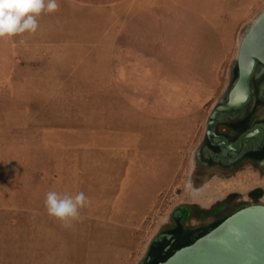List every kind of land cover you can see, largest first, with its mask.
<instances>
[{"label": "rangeland", "instance_id": "1", "mask_svg": "<svg viewBox=\"0 0 264 264\" xmlns=\"http://www.w3.org/2000/svg\"><path fill=\"white\" fill-rule=\"evenodd\" d=\"M57 2L0 38V264H140L181 205L196 229L264 203V165L197 157L264 0ZM49 191L90 204L65 228Z\"/></svg>", "mask_w": 264, "mask_h": 264}, {"label": "water", "instance_id": "2", "mask_svg": "<svg viewBox=\"0 0 264 264\" xmlns=\"http://www.w3.org/2000/svg\"><path fill=\"white\" fill-rule=\"evenodd\" d=\"M260 69L264 70V9L244 32L230 85L223 95V101H219L208 117L206 131L210 138L216 135L213 127L220 114L241 108L250 101L252 79ZM260 115L264 116V107L260 110ZM251 135L253 134L247 136ZM205 139L197 150L200 161L199 152ZM227 145L233 147L229 142ZM190 210L189 206L181 205L173 211V217L176 220V215L182 214L184 219L190 213L184 214ZM168 228L159 232L140 264L147 263L151 247L155 241L163 237ZM158 264H264V203H253L239 208L218 225L190 244L178 248Z\"/></svg>", "mask_w": 264, "mask_h": 264}, {"label": "flooded vegetation", "instance_id": "3", "mask_svg": "<svg viewBox=\"0 0 264 264\" xmlns=\"http://www.w3.org/2000/svg\"><path fill=\"white\" fill-rule=\"evenodd\" d=\"M251 86L250 101L241 108L220 114L213 127L216 135L212 138L207 135L206 131V139L199 152L204 165L217 166L224 171H236L245 163L264 165V116L260 115V110L264 107V70L258 71L252 79ZM250 133L253 135L247 136ZM227 142L233 147L228 146ZM189 213L190 211H187L184 215ZM227 216L218 217L213 223ZM182 218V214H177L174 225L168 228L163 233V237L155 241L153 246L157 247V242L168 240L163 252L173 253L178 248L187 245L188 241L198 238L212 228L211 225L196 229L188 228L183 224ZM180 228L181 231H179ZM150 263L151 256L149 255L146 264Z\"/></svg>", "mask_w": 264, "mask_h": 264}, {"label": "clouds", "instance_id": "4", "mask_svg": "<svg viewBox=\"0 0 264 264\" xmlns=\"http://www.w3.org/2000/svg\"><path fill=\"white\" fill-rule=\"evenodd\" d=\"M58 9L57 0H0V38L34 34L39 28L37 17L44 11L52 13ZM89 204L83 192L71 195L49 191L45 199L48 215L60 220L65 228L79 220L80 210Z\"/></svg>", "mask_w": 264, "mask_h": 264}, {"label": "trees", "instance_id": "5", "mask_svg": "<svg viewBox=\"0 0 264 264\" xmlns=\"http://www.w3.org/2000/svg\"><path fill=\"white\" fill-rule=\"evenodd\" d=\"M236 72H237V70H236ZM224 219L225 218L220 219V220H217L216 222L212 223L211 224V227L212 228L215 227L216 225H218ZM181 230L182 229L180 228L179 231H181ZM201 235H203V234H201ZM194 240L188 241L187 243L190 244ZM166 242H168V240H164L163 242H157L158 243V246L157 247L152 246V250L150 251V254H149L151 256V263L150 264H158L160 261H163V260L167 259L172 254V252L171 253H164L163 252V248H164Z\"/></svg>", "mask_w": 264, "mask_h": 264}, {"label": "bare ground", "instance_id": "6", "mask_svg": "<svg viewBox=\"0 0 264 264\" xmlns=\"http://www.w3.org/2000/svg\"><path fill=\"white\" fill-rule=\"evenodd\" d=\"M242 39V38H241Z\"/></svg>", "mask_w": 264, "mask_h": 264}]
</instances>
